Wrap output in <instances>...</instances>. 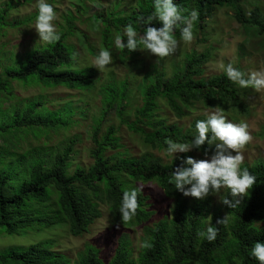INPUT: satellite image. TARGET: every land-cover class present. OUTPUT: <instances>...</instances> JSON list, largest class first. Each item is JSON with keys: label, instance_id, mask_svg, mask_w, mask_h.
<instances>
[{"label": "trees", "instance_id": "trees-1", "mask_svg": "<svg viewBox=\"0 0 264 264\" xmlns=\"http://www.w3.org/2000/svg\"><path fill=\"white\" fill-rule=\"evenodd\" d=\"M28 1L32 0H24L25 3ZM86 1L77 0L78 15L69 13L65 18L58 42L38 48L24 61H16L4 68V78H0V101H5L4 107L10 117L15 111L13 122L0 125V234L20 235L21 231L28 234L37 231L41 237L22 252H0V264H106L94 245H85L73 262L58 250V239L46 236L52 228L61 226L67 227L73 238L84 236L102 218V204L108 207L114 223L135 231L141 228L142 232L139 246L129 232L121 233L108 264H259L250 253L255 242L264 241V162L241 165L257 178L247 196L227 194L224 199L236 206L226 205L223 199V205L214 208L212 194L215 190L210 188L203 199L185 197L176 190L171 177L175 169L184 166L187 157L204 160L196 154L216 155L215 144H205L200 149L194 147L193 151L182 153L168 163L153 154L154 151H165L167 139L191 141L196 121L207 119L202 116L187 129L179 123L170 124L161 115L162 104L178 120L186 118L197 104L212 110L219 107L223 114H230L233 119L237 115H248V109L240 102L239 85L230 81L226 73L209 78L205 76V67L211 60L210 50L187 54L185 60L170 72L159 69L149 73V81H145L147 75H144L141 83H137L143 90L142 105L137 107L131 103L137 100V88H131L130 79L119 80L118 76L111 75L116 66L107 65L110 73L108 81L102 85L103 110L100 117H95L92 127L91 165L74 167L72 164L71 154H74L78 137L62 151L34 146L21 153L23 149L18 143L25 138L21 134L32 133L39 140L51 131L72 127L76 114H83L85 110L69 105L58 111L41 113L43 103L36 100L28 101L24 107L19 104L9 106V101L13 103L17 99L12 88L14 82L25 87L61 86L81 92H92L102 82L94 66L81 67L78 64L76 46L69 43L71 38L82 33L76 27L77 21L83 23L82 19L86 17L85 21L91 22L100 33L103 48L110 50L115 59L136 58L144 50L138 48L130 52L126 48L115 47L114 38L117 34L123 35L125 26L132 24L138 36L143 35L146 27H162L155 18L150 24L138 22L139 17L147 19L153 13L154 0H138L133 13L121 11L124 2L121 0L111 13L95 12L88 17L90 8ZM89 1L96 3L97 0ZM48 2L53 5L60 0ZM242 2L244 0H175L185 10V16L193 9L198 11L199 18L194 23L196 28L206 27L207 20L216 9L233 8L240 24L254 28L264 36V22L259 16L261 11L256 10L246 17ZM18 7V3L2 4L0 32L13 26L9 16ZM180 27L174 28L177 41L182 39ZM124 40L126 43V37ZM88 52L93 57L97 55L94 49L88 48ZM73 56L77 58L75 61ZM114 114L120 120V126L110 123ZM106 125H109L107 133L102 134ZM121 126L127 127L146 151L138 156L132 155L118 136ZM135 183H156L164 195L174 201L172 216L149 225L154 216L150 209L152 199L140 191L136 216L129 222H123L119 213L123 192L137 189ZM223 220L224 223H218ZM208 227L217 229L213 241L199 235L203 232L206 236ZM145 239H149L151 248L141 246Z\"/></svg>", "mask_w": 264, "mask_h": 264}, {"label": "rangeland", "instance_id": "rangeland-1", "mask_svg": "<svg viewBox=\"0 0 264 264\" xmlns=\"http://www.w3.org/2000/svg\"><path fill=\"white\" fill-rule=\"evenodd\" d=\"M121 0H97L92 3L86 1V5L90 8L92 13H111L115 4ZM138 0H124L121 11L133 13L137 6ZM12 2L14 5L19 4L18 10L12 12L9 16V21L13 22V26L6 27L0 32V78H4V68L11 66L16 61H24L30 53L38 48L45 47L46 44L41 41L38 33L35 30V20L32 19L37 15V0L31 2H24V0H0V9L2 4ZM77 0H60L59 3L53 4V8L57 13V19L54 23L57 26V31L61 33L62 27L65 26V18L72 13L78 15ZM241 7L246 14L250 17L254 11H261L260 20L264 22V0H244ZM235 10L233 8H220L216 9L206 22V27L196 28L193 27V39L191 41L178 40L176 47L172 53L166 57H157L149 50H142L136 58H114L110 65L116 66L111 75L118 76L119 80L130 79L132 83L131 88L138 90L137 100L131 102L134 107L142 105L143 90L139 88V84L145 77V81H149V73L165 69L166 72L172 71L175 66L184 61L187 54L196 51L202 53L205 50H210L211 60L206 65L205 76L207 78L226 73L224 67L231 63L234 67L239 68L245 72H251L264 69V36L259 34L258 31L249 26L240 24L235 18ZM76 22V27L82 32L77 34L69 40L70 44L76 46L79 54L78 64L81 67L94 66L99 72L102 82L92 90V92H81L77 90L67 89L65 87H41L32 86L25 87L20 83L14 82L12 88L17 99L11 103L24 107L28 101L36 100L43 103L42 112L58 111L61 107L72 105L74 108H82L85 110L83 114L77 113L73 121L74 125L68 129H59L51 131L48 136L43 135L37 140L32 133L23 135V139L19 147L23 149L21 153L29 150V147L40 146L49 148L54 151H62L69 142L78 137V142L74 146V154L72 164L77 166H89L92 164V159L89 157L90 149L93 147L91 139L92 127L94 125L95 117L98 118L102 113L103 106V92L102 85L106 84L110 73L109 68H97L95 65V57L91 56L88 48L96 50L97 54L104 50L100 33L93 28V24L85 21ZM21 23V24H19ZM17 25V26H16ZM138 83V85H137ZM240 88L241 104L248 109V115H237L232 118L230 114H224L233 123L245 122L248 124V131L252 136L251 141L240 149L244 156L243 164H254L264 162V89L257 92L253 88ZM135 93V92H133ZM4 100L0 101V125L6 126L15 120V111L12 112L10 117L9 111L4 107ZM20 102V103H19ZM11 103V104H10ZM161 115L165 116L170 124L179 123L182 126L190 128L193 121L196 119L211 115L215 110L197 104L193 110L188 112V116L183 120H178L177 117L167 109L165 104H162ZM134 118L133 113L131 114ZM110 123L120 126V120L114 114L110 117ZM106 125L102 129V134H106L108 130ZM118 136L122 140V145L127 148L132 155L138 156L146 149L141 145L140 140L132 133L129 132L127 127L121 126ZM193 151V149H191ZM190 151V152H191ZM235 155L236 153L231 150H226L225 155ZM110 154V153H109ZM155 156L161 157L163 162L168 163L182 153H174L169 156L166 151H154ZM204 160L211 162L215 156H203L196 154ZM135 187L140 191L145 192L151 197V211L154 216L149 225L157 223L165 218L172 216L174 201L167 198L161 188L156 183H135ZM227 194H230L227 189L221 188L215 190L212 194L214 201L213 207H221L223 199ZM102 218L97 220L91 227L87 234L79 238H73L69 235L68 229L65 226L59 228H52L46 236H54L59 241V251L69 256L73 262L77 259L78 253L82 251L87 244L96 246L106 262L109 263L114 255L118 246V239L123 232H129L136 238V244L142 235L141 228L137 231L130 229L122 224L114 223L108 207L101 206ZM211 214L209 215V220ZM55 230V231H54ZM41 240L39 232L21 231L20 235H7L0 234V252H22L26 248Z\"/></svg>", "mask_w": 264, "mask_h": 264}, {"label": "clouds", "instance_id": "clouds-1", "mask_svg": "<svg viewBox=\"0 0 264 264\" xmlns=\"http://www.w3.org/2000/svg\"><path fill=\"white\" fill-rule=\"evenodd\" d=\"M154 11L145 19L143 16L138 18V22L150 24L155 18L162 27H146L142 36H138L137 29L128 24L123 30V35L117 34L114 38V45L118 49H128L130 52L138 48L149 50L157 57H166L172 53L176 47L177 40L174 38V28L180 27L182 39L191 41L193 39L194 23L199 18L197 10L193 9L187 16L175 0H154ZM38 13L35 18V30L41 41L46 44H53L61 39L60 33L54 21L57 13L53 5L48 0H37ZM126 37V43L124 38ZM75 61L77 58L72 57ZM112 62L110 50H101L95 57L97 68H103ZM224 71L230 81L236 83L241 88H253L257 92L264 89V69L245 72L234 67L229 63L224 67ZM252 139L248 131V124L245 122L233 123L219 107L207 117V119L197 120L195 133L189 142H176L172 139L165 140L166 153L172 156L174 153H188L192 148L200 149L205 144L212 146L215 144L217 154L208 160H196L187 157L184 166L175 169L172 173L171 182L177 191L185 197L196 199L205 198L210 191L227 189L234 197H244L249 194L256 183V176L250 173L245 167L241 168L244 156L240 149L248 144ZM226 150L234 151L236 154L225 155ZM206 151V150H205ZM207 156V155H205ZM140 189L133 188L125 190L119 206V213L123 222L131 221L137 214L138 195ZM226 205H230L229 200L224 199ZM238 203V202H237ZM236 205H230L235 207ZM218 223H224L219 221ZM201 237L208 241H213L217 236V229L208 227L207 235L200 232ZM143 248H151L149 239H145L141 245ZM250 255L259 264H264V241L255 242Z\"/></svg>", "mask_w": 264, "mask_h": 264}]
</instances>
